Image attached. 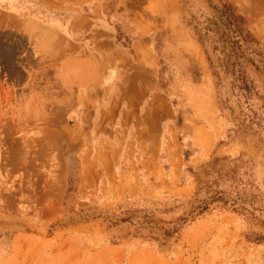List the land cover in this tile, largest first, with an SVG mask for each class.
<instances>
[{"label":"rangeland","instance_id":"obj_1","mask_svg":"<svg viewBox=\"0 0 264 264\" xmlns=\"http://www.w3.org/2000/svg\"><path fill=\"white\" fill-rule=\"evenodd\" d=\"M0 264H264V0H0Z\"/></svg>","mask_w":264,"mask_h":264}]
</instances>
